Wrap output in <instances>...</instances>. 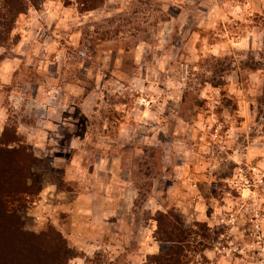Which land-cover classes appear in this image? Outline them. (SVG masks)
Segmentation results:
<instances>
[{
	"label": "rangeland",
	"instance_id": "rangeland-1",
	"mask_svg": "<svg viewBox=\"0 0 264 264\" xmlns=\"http://www.w3.org/2000/svg\"><path fill=\"white\" fill-rule=\"evenodd\" d=\"M82 3L40 1L0 46V134L37 159L24 229L69 264H149L164 212L190 264H264V0Z\"/></svg>",
	"mask_w": 264,
	"mask_h": 264
},
{
	"label": "trees",
	"instance_id": "trees-1",
	"mask_svg": "<svg viewBox=\"0 0 264 264\" xmlns=\"http://www.w3.org/2000/svg\"><path fill=\"white\" fill-rule=\"evenodd\" d=\"M44 0H0V46L5 45L14 31L18 18ZM104 0H84L86 10L98 8ZM6 124L0 134V264H69L77 255L65 236L55 227L41 233L24 229L19 210L32 194L33 165L37 162L26 146L21 144L16 128ZM156 240L160 252L149 255V264H190L189 249L193 227L183 222L164 224L160 213ZM202 229L207 223H199ZM198 233V230L195 231ZM206 236V234H205Z\"/></svg>",
	"mask_w": 264,
	"mask_h": 264
},
{
	"label": "crops",
	"instance_id": "crops-1",
	"mask_svg": "<svg viewBox=\"0 0 264 264\" xmlns=\"http://www.w3.org/2000/svg\"><path fill=\"white\" fill-rule=\"evenodd\" d=\"M9 64H13V63H10V61H6L5 64H0V76L3 74L4 71L8 70L7 68H9ZM2 78H3L2 80H4L5 77H2ZM142 252H144V254H149V255L159 253L160 252V243L159 242H156V244L154 246H152V245H146L144 243L143 248H142ZM137 264H143V262L142 261L141 262L139 261V262H137Z\"/></svg>",
	"mask_w": 264,
	"mask_h": 264
}]
</instances>
